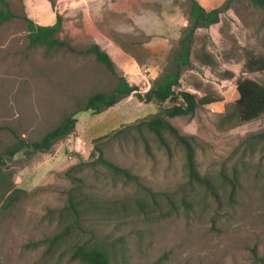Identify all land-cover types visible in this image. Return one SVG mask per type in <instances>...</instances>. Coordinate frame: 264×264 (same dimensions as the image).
I'll list each match as a JSON object with an SVG mask.
<instances>
[{"label": "rangeland", "instance_id": "obj_1", "mask_svg": "<svg viewBox=\"0 0 264 264\" xmlns=\"http://www.w3.org/2000/svg\"><path fill=\"white\" fill-rule=\"evenodd\" d=\"M6 1L15 17L0 26V154L19 138L41 140L73 113L79 119L88 97L112 92L120 77L138 90L120 100L136 113L122 123L114 112L87 110L84 131L75 129L48 151L25 147L6 160L8 185L26 193L0 206V264H89L73 256L81 244L104 250L111 264H263L264 138L257 135L264 114L237 122L233 104L240 77L264 84V69L246 66L249 58L264 59V9L233 0L219 22L197 28L192 66L176 87L221 99L169 118L191 140L214 193L190 180L183 144L167 131L166 146L140 124L173 104L139 95L172 71L193 0ZM199 1L207 9L228 3ZM59 18L55 36L65 45H30L29 20L53 25ZM94 44L110 54L116 72L86 51ZM98 137L104 158L137 181L96 160ZM58 159L62 164L53 163Z\"/></svg>", "mask_w": 264, "mask_h": 264}, {"label": "trees", "instance_id": "obj_2", "mask_svg": "<svg viewBox=\"0 0 264 264\" xmlns=\"http://www.w3.org/2000/svg\"><path fill=\"white\" fill-rule=\"evenodd\" d=\"M233 0H228L225 7H215L207 9L199 0H193L190 14L192 18L191 28L188 34L183 38L180 47L174 54V66L170 73L163 74L156 79L152 88L146 93V101H155L159 104L171 100L173 102L169 107H162L159 112L152 114L148 118L140 121V124L146 125L152 132L156 134L160 142L167 146L165 132L171 133L186 149V172L191 181L204 185L212 192H216L214 183L206 176H203L198 169L195 148L187 135L182 134L179 129L169 120L170 117L190 115L195 113L197 108L201 105L210 104L220 101L221 99L209 97L208 94L198 97L196 93L187 90L177 92L176 87L180 86V79L185 69L192 66L191 53L192 44L195 31L199 27H207L211 24L220 21V14L225 11ZM3 8L0 9V26L15 17L6 0H1ZM256 6L264 9V0H251ZM61 25V19L53 25H42L32 20H29V40L30 45H45L48 48H55L65 45L63 41L56 38V32ZM87 52L95 54L96 58L104 63L107 68L116 72L115 63L110 54L100 48L98 44L90 46ZM246 66L249 70L264 69V59L249 58ZM138 90V87L132 85L125 77H120L118 86L110 93L96 92L88 97L85 105L80 107L79 111L93 110L95 113H101L111 106L118 103L123 97ZM237 90L239 97L235 100L233 106L236 113L237 122H248L260 117L264 114V84L249 77H240L237 80ZM76 113L67 116L60 125L56 126L44 137L33 143H29L23 138L13 145L9 146L4 154H0V206L2 208H9L13 206L21 197L25 190L15 188L13 185H8L7 175L3 171V165L6 160L13 158L19 151L25 147H32L34 151H48L52 145L70 135L75 129L78 119L75 117ZM233 119V118H231ZM257 136L264 138V132ZM102 137L95 138V142H99ZM99 152L97 161L105 164L114 174L122 176L125 180H138V176L131 173L127 168L116 164L104 158L102 149L95 145V152ZM75 181L84 182L83 179L73 177ZM72 209L80 214L77 209V204L73 198H70ZM77 214V215H78ZM64 233H59L53 240L62 236ZM255 254H257L255 252ZM74 257H81L89 264H111L108 254L99 248H86L83 244L79 245L74 254ZM264 264V258H261Z\"/></svg>", "mask_w": 264, "mask_h": 264}, {"label": "crops", "instance_id": "obj_3", "mask_svg": "<svg viewBox=\"0 0 264 264\" xmlns=\"http://www.w3.org/2000/svg\"><path fill=\"white\" fill-rule=\"evenodd\" d=\"M122 104H123V101H120V102L116 103L114 106H111L108 110L103 111V112L99 113L98 115L106 114V113H109V112H111V113L114 112V115L113 116L116 119L119 120V123H122V121H124L125 118H131L132 116H134V114H136L134 111H130V110L127 111V109H125V107L122 106ZM86 112H88V111H83V112H81V113H79L77 115V117L79 118L78 119V122H77V125H76V129L77 130H83L84 131V129H80V126H81L80 119H81L82 116L85 115ZM86 122H87V120H84L83 125H85ZM84 141H85V144L88 143L87 140H86V138H85V136H84ZM92 141H93V139L91 140V142ZM77 144H78V141H77ZM49 163L51 165L53 163L54 164H62L61 160H59V159L56 160V161H53V163H51V162H49Z\"/></svg>", "mask_w": 264, "mask_h": 264}, {"label": "built area", "instance_id": "obj_4", "mask_svg": "<svg viewBox=\"0 0 264 264\" xmlns=\"http://www.w3.org/2000/svg\"><path fill=\"white\" fill-rule=\"evenodd\" d=\"M71 158H73V157H71Z\"/></svg>", "mask_w": 264, "mask_h": 264}]
</instances>
